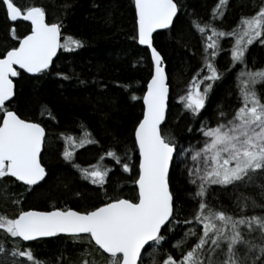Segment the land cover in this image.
<instances>
[{"label":"snow or ice","instance_id":"obj_1","mask_svg":"<svg viewBox=\"0 0 264 264\" xmlns=\"http://www.w3.org/2000/svg\"><path fill=\"white\" fill-rule=\"evenodd\" d=\"M228 2L218 0L211 12L212 20L223 19ZM0 4L11 22L8 37L14 41L11 45L6 41L5 50L0 52V179L15 178L30 194L48 176L42 156L47 133L42 123L22 117L13 106L16 78L22 72L47 75L61 49L74 52L84 42L74 37L62 42V21L49 20L43 5L22 7L17 0H0ZM62 7L67 12L71 5L65 3ZM182 7L179 0H134L132 39L150 51L151 70L142 96L131 95L132 100L142 101L141 117L132 129V149L118 147L120 141L114 138L113 146L95 163L82 166L75 162L77 148L100 142L88 131L79 137L61 132V157L82 180L96 186L97 194L103 191L105 199L82 208L20 207L14 215L0 214V255L10 257L11 264H44L25 242L61 234L74 243L86 239L104 256V264H143V253L149 249L153 264H264V67L248 68L246 59L250 45L257 41L264 44V5L242 16L230 31L218 28L211 20L194 24L205 37L203 66L179 97L185 114L200 117L216 82L223 77L216 64V57L223 51L222 38H232L231 63L244 68L238 75V106L227 112L218 105L215 126L200 124L205 140L202 147L192 150L193 165L185 169L189 182L196 186L189 195L197 207L190 218L180 219L170 171L174 157L187 150L178 153L177 138L165 124L170 86L165 57L155 46L154 33L173 28ZM18 21L29 22L26 34H18ZM55 74L71 79L64 72ZM44 112L55 119L49 109L41 114ZM133 153L137 154L135 162ZM113 174L130 178L135 194L109 196L106 185L112 182ZM258 181L259 199L246 195V190L256 187ZM212 186H222L225 191L231 186L239 213L217 207L212 200ZM75 195L82 198L84 193ZM25 198L22 193L12 202L19 206ZM249 209H259V213L247 214ZM178 229L182 235L173 247L180 250L179 258L167 253L157 261L160 248ZM83 264L90 262L85 259Z\"/></svg>","mask_w":264,"mask_h":264},{"label":"trees","instance_id":"obj_2","mask_svg":"<svg viewBox=\"0 0 264 264\" xmlns=\"http://www.w3.org/2000/svg\"><path fill=\"white\" fill-rule=\"evenodd\" d=\"M25 5H43L48 9L49 20H61L62 34L84 42L82 48L74 52L63 49L53 61L47 75L17 78V96L13 105L19 114L27 119L42 123L46 128V146L42 152L43 162L48 169V176L35 191L25 193L24 187L15 180L6 177L0 179V214L9 216L25 210H51L52 207H78L97 204L104 200L103 191L97 194L95 186L82 180L79 173L70 164L59 157L60 146L64 143L61 132L72 133L77 137L85 131L91 132L92 138L99 144L86 145L76 152L75 162L82 166L95 163L100 152L113 146L114 138L120 141L118 147L132 149V129L140 118L141 100H132L131 95L142 96L146 80L150 76L151 63L148 51L137 45L132 39L135 35L134 9L131 0H17ZM183 6L173 28L154 36L155 46L165 57L166 72L170 89H185L202 66H197L202 56L205 37L195 30L194 24L210 21L209 14L215 0H179ZM264 0H231L225 18L236 22L242 14L250 13L258 3ZM70 3L67 12L63 5ZM235 24V23H234ZM21 25V24H20ZM9 23L3 6L0 5V44L7 41ZM5 41V42H4ZM64 41V40H63ZM247 63L264 67V47L257 42L249 46ZM221 58L224 57L220 56ZM222 60V59H221ZM220 65V60L216 61ZM261 66V67H260ZM223 77L216 82L210 100L200 117L195 118L185 112L179 113L174 104L168 110L166 127L177 138V150L184 144L192 143L196 127L209 124L211 113L221 105L223 110H234L238 105V75L240 71L221 67ZM56 72H64L71 79H63ZM234 72L235 75L233 74ZM130 86V87H125ZM47 108L55 119L42 111ZM191 128L192 131H188ZM59 133V134H58ZM57 136V138H56ZM92 145V146H91ZM133 153V162L136 160ZM177 156L170 171L171 187L179 210V218H190L196 210V200L189 195L196 186L180 174L177 168ZM135 172V169L134 171ZM132 175V174H131ZM129 174H124L128 177ZM133 176V175H132ZM212 200L217 207L239 213L236 208L235 194L231 186L225 191L219 186H212ZM109 196L131 197L134 185L130 178H118L112 175V182L106 185ZM76 192L84 193L77 197ZM26 198L21 205L12 201L19 194ZM259 181L256 187L246 190L259 199ZM259 213V209L246 210L247 214ZM188 227V225H185ZM181 231L169 237L156 257L157 261L167 253L176 258L180 250L173 247L180 238ZM2 237V234H0ZM68 237H55L25 244L44 264H77V255L82 245L70 241ZM82 254L92 264L104 259L93 246L88 244ZM147 249V248H146ZM150 249L143 253V264H153ZM0 264H11V258L0 255Z\"/></svg>","mask_w":264,"mask_h":264},{"label":"rangeland","instance_id":"obj_3","mask_svg":"<svg viewBox=\"0 0 264 264\" xmlns=\"http://www.w3.org/2000/svg\"><path fill=\"white\" fill-rule=\"evenodd\" d=\"M264 3V2H263ZM263 3H258L254 8H253V13L255 11L258 10V8L263 4ZM231 19L229 17L225 18L224 20V25L226 24H233L234 26H236L239 22V20L237 22L236 19L233 20V21H230ZM235 23V24H234ZM227 31H230L227 30ZM232 38L231 37H225V38H222L220 40V45H221V48L223 49V51H221V53H219V55L216 57V61H219L220 60V65H217L218 68L220 69L221 67H227V66H233L232 63H231V56H230V49H231V46H232ZM261 44V43H259ZM262 46H264V44H261ZM222 54L224 55V57H220L222 56ZM222 59V60H221ZM217 64V63H216ZM227 65V66H226ZM241 71V70H240ZM233 111V110H232ZM227 112H230V111H227ZM189 115V114H188ZM218 120V109H215L212 111L211 113V120L208 124V126H215L216 122ZM205 138L203 137L202 133L199 132V134L194 138V140L192 141V143H188V144H184L180 147V149L178 150V153L181 151V149H184V150H187L185 151L183 154H180V155H177V168H178V171L180 172V174H182L185 179L189 180V177L186 173V167H190L193 165V162L191 160V154H192V150L193 149H196V148H200L202 147L203 145V142H204ZM63 147V146H61ZM60 158L61 155H59ZM221 187V186H219ZM222 188V187H221ZM2 234V233H0ZM3 235V234H2ZM71 242H73L72 239H70ZM74 243V242H73ZM78 245H82V249H81V252H84L85 249H88L87 246H88V243L86 242V239L85 241H82V242H78L76 243ZM80 252V254L77 255V264H83V261L85 260V257H87L86 255L82 254ZM88 260V259H87ZM89 261V260H88ZM91 264V263H90ZM98 264H104V259H101Z\"/></svg>","mask_w":264,"mask_h":264},{"label":"bare ground","instance_id":"obj_4","mask_svg":"<svg viewBox=\"0 0 264 264\" xmlns=\"http://www.w3.org/2000/svg\"><path fill=\"white\" fill-rule=\"evenodd\" d=\"M132 1V0H131ZM230 1L231 0H229V2H228V5H229V3H230ZM218 2V0H215V2H213V6L211 7V10H210V14H209V19L211 20V22L212 23H215L216 24V26L218 27V28H220V29H222V30H225V31H227V30H232L233 28H235V26L233 25V24H226V25H224V17H223V19L222 20H220V19H217V20H212V18H211V12H212V9H213V7L215 6V4ZM22 3V7H26L27 5H25V3L24 2H21ZM0 5H2V4H0ZM132 5H133V1H132ZM228 7V6H227ZM133 9H134V7H133ZM250 14H253V11H250V13L248 12V13H244V14H242V16H244V15H250ZM241 16V17H242ZM236 22V21H235ZM9 24L11 23V22H8ZM25 24H29V22H26V21H24V25ZM134 24H135V13H134ZM9 27V26H8ZM18 34H21V35H23V34H26L27 33V31L29 30V28H26V29H24V28H22V26L20 25V24H18ZM167 30H169V29H167ZM5 42V41H4ZM12 43H14V41H12L9 37H8V35H7V44L8 45H11ZM137 43V42H136ZM1 45V47H2V49L3 50H5V44H0ZM138 45V44H137ZM251 46V45H250ZM203 50V48H201V51ZM59 53H60V51H59ZM246 59H247V55H246ZM165 66H166V64H165ZM197 66H203V56H202V58H201V60L199 61V63H198V65ZM227 66V65H226ZM247 66H248V68H259V67H256V66H253V65H251L250 63H247ZM261 67V66H260ZM227 68H233V69H236L237 71L239 70H242L243 68H244V65H242V64H236L235 66H227ZM262 68V67H261ZM235 73L236 72H234L233 74L235 75ZM150 78V76L147 78V80ZM146 80V81H147ZM145 88H146V85H145ZM177 87H174L173 89H170L169 90V101H168V105H170L169 103L170 102H172V104H174L173 106H172V108H175V109H177L178 111H179V113H182V112H185V110L183 109V106H182V103L180 102V100H179V97L181 96V95H183L184 93H185V89L183 88V89H181L180 91H178V89H176ZM212 94V93H211ZM141 104H142V101H141ZM238 105H236L235 107H237ZM171 106H169L168 107V110H169V108H170ZM141 110H142V105H141ZM232 110H230V112H231ZM167 114H168V112H167ZM167 114H166V118H167ZM140 117H141V113H140ZM197 129H198V127H196V129H195V131H194V138L199 134V133H197L196 134V132H197ZM59 134V133H58ZM68 134H71L72 135V133H68ZM56 138H57V136H56ZM58 138H59V136H58ZM62 146V145H61ZM60 146V149H59V154L63 151V147H61ZM92 146V145H91ZM103 152H100L99 153V155L97 156V158L102 154Z\"/></svg>","mask_w":264,"mask_h":264},{"label":"water","instance_id":"obj_5","mask_svg":"<svg viewBox=\"0 0 264 264\" xmlns=\"http://www.w3.org/2000/svg\"><path fill=\"white\" fill-rule=\"evenodd\" d=\"M133 1V7H134V0H132ZM134 13H135V10H134ZM165 30H167V29H160V30H157V32L156 33H154V36L157 34V33H160V32H163V31H165ZM138 44V43H137ZM139 47H141V48H145L146 49V47L145 46H140V45H138ZM147 50V49H146ZM148 51V53H149V58H150V51L149 50H147ZM55 58L56 57H54V59H53V61L55 60ZM165 68H166V66H165ZM23 73V72H22ZM24 74H26V73H24ZM27 76H30V77H33V75L32 74H26ZM15 179V178H14ZM61 236H66V235H63V234H61ZM50 238H53V237H50ZM41 239H49V238H41ZM40 240V239H39ZM25 243H27V242H25ZM148 246H146V248H147ZM106 255V254H105Z\"/></svg>","mask_w":264,"mask_h":264},{"label":"flooded vegetation","instance_id":"obj_6","mask_svg":"<svg viewBox=\"0 0 264 264\" xmlns=\"http://www.w3.org/2000/svg\"><path fill=\"white\" fill-rule=\"evenodd\" d=\"M21 6H22V3L21 2H18ZM3 6V5H2ZM3 9H4V7H3ZM6 16V15H5ZM7 19V18H6ZM17 24H21V26H24V29H26V28H29V24H25L24 25V23L23 22H17ZM9 26H10V24H9ZM4 50L2 49V47H1V45H0V52H3ZM45 146H46V141H45ZM45 148V147H44ZM44 150V149H43ZM106 162H108L107 160H106Z\"/></svg>","mask_w":264,"mask_h":264}]
</instances>
